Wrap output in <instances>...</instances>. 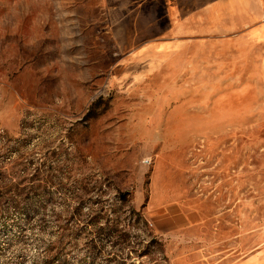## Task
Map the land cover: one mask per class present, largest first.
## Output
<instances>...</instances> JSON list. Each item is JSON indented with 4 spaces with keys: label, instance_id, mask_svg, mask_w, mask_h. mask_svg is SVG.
I'll return each mask as SVG.
<instances>
[{
    "label": "rangeland",
    "instance_id": "1",
    "mask_svg": "<svg viewBox=\"0 0 264 264\" xmlns=\"http://www.w3.org/2000/svg\"><path fill=\"white\" fill-rule=\"evenodd\" d=\"M160 1L0 0V264H264V37Z\"/></svg>",
    "mask_w": 264,
    "mask_h": 264
},
{
    "label": "crops",
    "instance_id": "2",
    "mask_svg": "<svg viewBox=\"0 0 264 264\" xmlns=\"http://www.w3.org/2000/svg\"><path fill=\"white\" fill-rule=\"evenodd\" d=\"M160 2L168 27L156 44L138 53H158L160 59L168 58L163 63L168 64L177 54L191 52L193 48L221 45L228 40L249 45L264 37V0ZM187 2L193 5L190 9L186 8ZM249 263L247 260L241 264Z\"/></svg>",
    "mask_w": 264,
    "mask_h": 264
},
{
    "label": "trees",
    "instance_id": "3",
    "mask_svg": "<svg viewBox=\"0 0 264 264\" xmlns=\"http://www.w3.org/2000/svg\"><path fill=\"white\" fill-rule=\"evenodd\" d=\"M7 213H8L7 209H2L0 207V220L3 219L4 217H6ZM46 264H70V261L67 257L64 261L60 262L58 256H53L52 260H50Z\"/></svg>",
    "mask_w": 264,
    "mask_h": 264
}]
</instances>
